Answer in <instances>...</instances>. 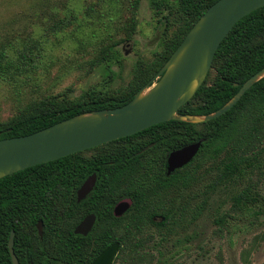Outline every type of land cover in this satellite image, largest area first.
Returning <instances> with one entry per match:
<instances>
[{"label":"trees","instance_id":"1","mask_svg":"<svg viewBox=\"0 0 264 264\" xmlns=\"http://www.w3.org/2000/svg\"><path fill=\"white\" fill-rule=\"evenodd\" d=\"M214 1L172 0L160 8L157 0H151L154 17L162 26L158 47L149 59L134 62L125 85L111 91L90 89L76 99L50 94L29 100L0 120V138L28 134L81 112L127 102ZM138 3L130 0L122 39L129 40L135 30ZM42 50L38 39L1 47L0 79L10 80L34 66ZM112 51L111 45L101 47L96 61H103ZM262 66L264 5L232 25L217 46L204 80L177 112L200 115L216 110ZM199 139L193 157L165 174L168 152ZM210 171L213 175L203 184L204 193L218 184L244 182L230 195L229 207L215 218L217 230L230 234L253 224L259 215L264 219V194L251 181L253 173L259 180L264 178V76L228 110L210 120L159 122L0 177V264H11L7 248L10 231L17 264H89L113 242H118V248L110 264H149L155 246L150 228L164 238L195 197L189 188ZM91 173L95 174L91 190L76 201V189ZM122 200L128 206L115 216L113 207ZM88 213L95 217L90 230L85 235L73 233ZM184 246L182 241L175 242L174 249L164 254L158 251L157 264H170L176 247Z\"/></svg>","mask_w":264,"mask_h":264},{"label":"rangeland","instance_id":"2","mask_svg":"<svg viewBox=\"0 0 264 264\" xmlns=\"http://www.w3.org/2000/svg\"><path fill=\"white\" fill-rule=\"evenodd\" d=\"M150 1L139 0L135 30L126 40L122 37L128 27L130 0H0V48L28 39H38L43 45L34 66L10 80L0 79V120L45 95L76 99L90 89L111 91L125 85L134 62L149 59L158 47L162 26ZM157 1L162 8L172 0ZM108 45L115 52L98 63L99 49ZM212 175L213 171L203 173L196 186L189 188L196 195L164 238L150 228L155 246L149 264L158 263V251L164 254L181 241L185 246L176 247L170 264H264L262 215L230 234L217 230L214 222L244 182L218 184L204 193L203 184ZM251 181L264 194V178L259 180L253 173Z\"/></svg>","mask_w":264,"mask_h":264},{"label":"water","instance_id":"3","mask_svg":"<svg viewBox=\"0 0 264 264\" xmlns=\"http://www.w3.org/2000/svg\"><path fill=\"white\" fill-rule=\"evenodd\" d=\"M263 5L264 0H215L193 22L155 74L127 102L113 108L81 112L28 134L0 138V177L133 134L159 122L200 123L224 113L252 83L264 76V66L245 79L225 103L210 113H179L177 108L204 80L217 46L232 25ZM201 140L171 150L166 158L165 174L186 164ZM94 181L95 174L91 173L81 182L75 191L76 201L85 197ZM127 206V201L117 202L113 214H122ZM93 221L94 215L86 214L75 225L73 233L85 235ZM7 248L11 264H17L12 251V231ZM117 248L118 242L109 244L89 264H110Z\"/></svg>","mask_w":264,"mask_h":264},{"label":"flooded vegetation","instance_id":"4","mask_svg":"<svg viewBox=\"0 0 264 264\" xmlns=\"http://www.w3.org/2000/svg\"><path fill=\"white\" fill-rule=\"evenodd\" d=\"M169 153V152H168ZM167 156H168V154L166 155V157H165V170H166V167H167V163H166V158H167ZM183 166V165H182ZM179 168V167H178ZM176 169V168H175ZM128 203V202H127ZM124 212V211H123ZM89 214V213H88ZM94 219H95V217H94ZM94 222V221H93ZM93 225V224H92ZM92 227V226H91Z\"/></svg>","mask_w":264,"mask_h":264}]
</instances>
